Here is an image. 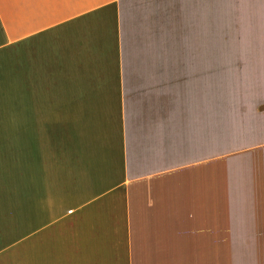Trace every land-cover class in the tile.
Here are the masks:
<instances>
[{
    "label": "crops",
    "instance_id": "1",
    "mask_svg": "<svg viewBox=\"0 0 264 264\" xmlns=\"http://www.w3.org/2000/svg\"><path fill=\"white\" fill-rule=\"evenodd\" d=\"M206 9L0 0V264H264V0Z\"/></svg>",
    "mask_w": 264,
    "mask_h": 264
},
{
    "label": "rangeland",
    "instance_id": "2",
    "mask_svg": "<svg viewBox=\"0 0 264 264\" xmlns=\"http://www.w3.org/2000/svg\"><path fill=\"white\" fill-rule=\"evenodd\" d=\"M205 1V8H207L206 10H210V8H211V0H204ZM12 149H14V146H12ZM7 151V150H6ZM10 160H7V161H5V160H0V170H3V167H4V164L5 163H8V162H10V161H15V160H12V158H9ZM3 162H4V164H3ZM14 163V162H13Z\"/></svg>",
    "mask_w": 264,
    "mask_h": 264
}]
</instances>
